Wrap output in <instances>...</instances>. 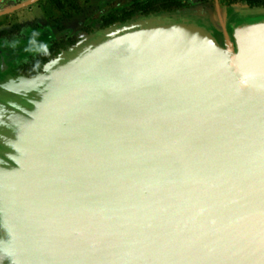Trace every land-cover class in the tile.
<instances>
[{
  "label": "water",
  "instance_id": "95a60500",
  "mask_svg": "<svg viewBox=\"0 0 264 264\" xmlns=\"http://www.w3.org/2000/svg\"><path fill=\"white\" fill-rule=\"evenodd\" d=\"M243 18L135 15L8 76L0 181L35 264H264V13Z\"/></svg>",
  "mask_w": 264,
  "mask_h": 264
},
{
  "label": "rangeland",
  "instance_id": "374dc122",
  "mask_svg": "<svg viewBox=\"0 0 264 264\" xmlns=\"http://www.w3.org/2000/svg\"><path fill=\"white\" fill-rule=\"evenodd\" d=\"M135 1L137 0H91L63 24L61 31L55 30L45 23L36 6H26L15 10L10 16H0V29H5L7 32L5 37L0 38V50L4 51L5 48V52L8 54L14 52V65L22 63L61 34H72L76 37L77 42L83 40L87 34L81 31V26L84 23H87V27L91 28L92 32L96 31L95 27L100 16L107 13H119ZM182 1L187 4V7L184 8L186 12L208 11L205 9L207 6H198L190 0ZM215 6L217 18L225 21L234 16L243 18L251 12L264 13V8L249 10L241 2L227 5L224 0H218ZM217 18L213 17L216 27L219 25ZM243 19L246 20L247 17ZM10 75L14 74L6 72V75L0 79V97L9 96L8 101L0 102V130L8 128V131L10 129L14 131L15 127L17 128L16 121L18 119L13 116L15 104L11 102V98L17 96L19 92L17 89L26 81L7 80ZM14 153L12 157L7 155L11 153H4L6 154V156L4 155V164L8 165L12 162L11 160H16L17 157L14 156ZM2 182L4 181H0V264H35L24 235L18 190L16 186L6 187Z\"/></svg>",
  "mask_w": 264,
  "mask_h": 264
},
{
  "label": "trees",
  "instance_id": "16d2710c",
  "mask_svg": "<svg viewBox=\"0 0 264 264\" xmlns=\"http://www.w3.org/2000/svg\"><path fill=\"white\" fill-rule=\"evenodd\" d=\"M196 1L201 4L212 2V0ZM237 1H244L248 8L264 6V0H228L229 3H235ZM37 3L47 19H58L61 17L64 18L68 15V11L72 7H76L78 0H37ZM186 7L187 4H185L182 0H137L129 7L122 9L119 13L107 14L101 17L99 29H103L116 22H124L135 15L146 16L152 13L181 10ZM4 34L5 33L3 32L0 33V35ZM63 43L69 47L73 45L75 41L68 38ZM63 43H53L44 51L35 54L30 63L23 65V67L19 70V73L23 76H32L36 74L47 61L58 54L57 48L64 47V45H62Z\"/></svg>",
  "mask_w": 264,
  "mask_h": 264
},
{
  "label": "flooded vegetation",
  "instance_id": "af4514ba",
  "mask_svg": "<svg viewBox=\"0 0 264 264\" xmlns=\"http://www.w3.org/2000/svg\"><path fill=\"white\" fill-rule=\"evenodd\" d=\"M27 1H30V0H5V1H1L0 0V13L3 12L4 10L10 9L12 7H15L17 5H20L22 3H25ZM89 1H91V0H88V1L78 0V4L76 5L75 8L72 7L68 11L69 12L68 15H66L64 18L61 17V18H58V19H52V18L47 19L44 16L41 8L39 7V5L37 3V1L31 3L27 7H29V6L30 7L36 6V8L39 11L40 15L44 19V22L47 23L50 27L54 28L55 30L61 31L63 24L66 21L70 20L71 19V16L75 12H79L80 10H82V7L85 4H87ZM190 1H192L193 3H195L198 6H207L205 9L208 10V11H210L212 17L217 18V10H216L215 4H216V2L218 3V0H212V2L206 3V4H201V3L197 2L196 0H190ZM219 1H221V0H219ZM224 1L227 3V5H234L236 3H240L241 2L246 7H248L244 1H237L235 3H229L228 0H224ZM253 8H264V6L263 7H253ZM11 14H13V13H8V14L0 15V16H5L6 17V16H10ZM107 14H112V13H107ZM107 14H105V15H107ZM105 15L100 16V18L103 17V16H105ZM100 18L98 20V23L96 24V27H95L96 30L99 29V26H100V23H101L100 22ZM81 31L83 33H91L92 32V29L87 27V23H84V25L81 26ZM2 32L5 33V34L4 35H0V38L5 37L6 34H7V32L5 31V29H2V30L0 29V33H2ZM68 38L73 39L74 41H76V37L74 35H72V34H63V35L61 34L59 36H56V38H54L51 42H49V44L45 48H43V49H41L39 51H36L31 57L28 58V60L23 61L22 63H18L16 65L13 64L15 62L14 59H13V57L15 56L14 55V52L13 53L11 52V54H8V53L5 52V48H4V51H1L0 50V65L4 66V68H6V72L7 73H11V74H14V75H22V74L19 73V70L23 67V65H26V64L30 63V61L32 60V58H33V56L35 54H37V53H39L41 51H44L49 46H51L53 43H61V42L63 43ZM62 45H64V47L57 48V52L58 53L60 51L64 50V49H66V46L67 45L65 43H63Z\"/></svg>",
  "mask_w": 264,
  "mask_h": 264
}]
</instances>
